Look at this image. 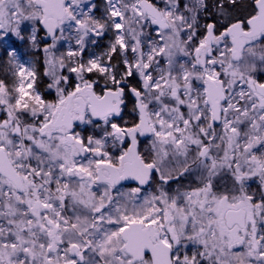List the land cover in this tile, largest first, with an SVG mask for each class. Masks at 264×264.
Instances as JSON below:
<instances>
[{"label": "snow or ice", "instance_id": "obj_1", "mask_svg": "<svg viewBox=\"0 0 264 264\" xmlns=\"http://www.w3.org/2000/svg\"><path fill=\"white\" fill-rule=\"evenodd\" d=\"M0 264H264V0H0Z\"/></svg>", "mask_w": 264, "mask_h": 264}]
</instances>
